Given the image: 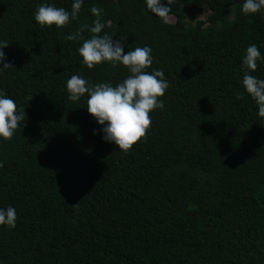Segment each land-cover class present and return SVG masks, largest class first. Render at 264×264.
I'll use <instances>...</instances> for the list:
<instances>
[{
    "label": "trees",
    "instance_id": "obj_1",
    "mask_svg": "<svg viewBox=\"0 0 264 264\" xmlns=\"http://www.w3.org/2000/svg\"><path fill=\"white\" fill-rule=\"evenodd\" d=\"M73 3L0 0L13 65L0 71V90L26 112L11 140L0 137V208L17 214L15 228L0 225V264H264V118L242 84L247 47L264 57V10L174 0L165 24L146 0H83L63 28L35 21L41 4L70 13ZM94 6L99 35L125 54L149 46L148 71L169 83L147 138L128 153L103 139L87 93L68 99L73 75L116 86L131 74L83 64ZM257 63L248 74L264 79Z\"/></svg>",
    "mask_w": 264,
    "mask_h": 264
},
{
    "label": "clouds",
    "instance_id": "obj_2",
    "mask_svg": "<svg viewBox=\"0 0 264 264\" xmlns=\"http://www.w3.org/2000/svg\"><path fill=\"white\" fill-rule=\"evenodd\" d=\"M174 0H167L162 4L161 0H146L147 9L159 17L165 24L170 21V5ZM83 0H74L69 13L64 8H57L48 4L38 6L34 18L43 28H63L70 19H76L81 11ZM264 10V0H244L242 12L245 15L256 14ZM97 17L94 27L90 29L92 37L84 40L78 52L82 57L83 64L92 69L96 65L109 62L113 67L121 64L131 73L123 82L113 86L111 82L92 84L79 75H73L67 80L68 99L79 101L86 93L87 110L95 120L104 127L103 139L113 142L119 150L128 153L133 145L147 138L148 130L151 128L152 120L150 113L156 109H163V97L169 87L161 70L148 69L153 64L152 49L149 46L136 47L134 50L124 53V46L119 40H113L112 36L105 33L99 35L105 25L101 23L100 9H90ZM80 31L70 34V41L80 39ZM7 41H0V71L13 65L5 61L3 48L7 47ZM264 60L261 52L255 44L247 47L246 55L243 57L245 74L242 84L251 98L258 105V116L264 118V79L248 74L255 72L258 61ZM239 98V97H238ZM24 108L18 109L16 102L7 98L0 90V137L11 140L20 122L25 120ZM95 132V130H94ZM0 162V167H2ZM17 222L16 209L9 205L6 209L0 208V225L15 228Z\"/></svg>",
    "mask_w": 264,
    "mask_h": 264
},
{
    "label": "rangeland",
    "instance_id": "obj_3",
    "mask_svg": "<svg viewBox=\"0 0 264 264\" xmlns=\"http://www.w3.org/2000/svg\"><path fill=\"white\" fill-rule=\"evenodd\" d=\"M208 14H209V10H208V9H205V10L201 13L200 18H202V19L206 18V16H207ZM170 20H173V18L170 17Z\"/></svg>",
    "mask_w": 264,
    "mask_h": 264
}]
</instances>
